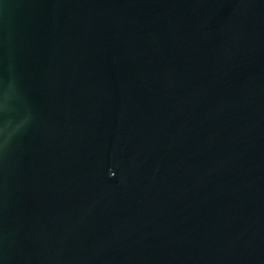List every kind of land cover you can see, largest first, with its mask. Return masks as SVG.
<instances>
[{
	"label": "water",
	"instance_id": "95a60500",
	"mask_svg": "<svg viewBox=\"0 0 264 264\" xmlns=\"http://www.w3.org/2000/svg\"><path fill=\"white\" fill-rule=\"evenodd\" d=\"M0 264H264V0H0Z\"/></svg>",
	"mask_w": 264,
	"mask_h": 264
}]
</instances>
